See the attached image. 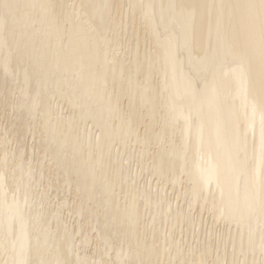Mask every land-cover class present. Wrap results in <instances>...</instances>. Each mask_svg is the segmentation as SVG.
Returning <instances> with one entry per match:
<instances>
[{"label":"bare ground","instance_id":"1","mask_svg":"<svg viewBox=\"0 0 264 264\" xmlns=\"http://www.w3.org/2000/svg\"><path fill=\"white\" fill-rule=\"evenodd\" d=\"M0 264H264V0H0Z\"/></svg>","mask_w":264,"mask_h":264},{"label":"rangeland","instance_id":"2","mask_svg":"<svg viewBox=\"0 0 264 264\" xmlns=\"http://www.w3.org/2000/svg\"><path fill=\"white\" fill-rule=\"evenodd\" d=\"M205 216H207V214H205Z\"/></svg>","mask_w":264,"mask_h":264}]
</instances>
